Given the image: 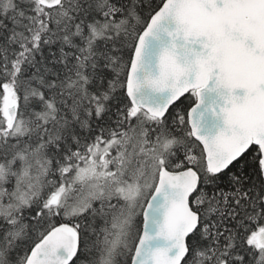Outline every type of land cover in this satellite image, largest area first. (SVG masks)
I'll return each mask as SVG.
<instances>
[{"label": "snow or ice", "instance_id": "obj_1", "mask_svg": "<svg viewBox=\"0 0 264 264\" xmlns=\"http://www.w3.org/2000/svg\"><path fill=\"white\" fill-rule=\"evenodd\" d=\"M0 264H264V0H0Z\"/></svg>", "mask_w": 264, "mask_h": 264}]
</instances>
